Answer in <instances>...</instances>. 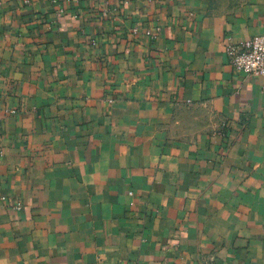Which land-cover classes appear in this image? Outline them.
<instances>
[{"label": "crops", "instance_id": "obj_1", "mask_svg": "<svg viewBox=\"0 0 264 264\" xmlns=\"http://www.w3.org/2000/svg\"><path fill=\"white\" fill-rule=\"evenodd\" d=\"M262 34L264 0H0V264H264V76L226 54Z\"/></svg>", "mask_w": 264, "mask_h": 264}, {"label": "built area", "instance_id": "obj_2", "mask_svg": "<svg viewBox=\"0 0 264 264\" xmlns=\"http://www.w3.org/2000/svg\"><path fill=\"white\" fill-rule=\"evenodd\" d=\"M229 65L249 77L264 76V34L254 36L242 43L231 45L226 50ZM16 110L8 113L14 115ZM20 209L19 206L16 207Z\"/></svg>", "mask_w": 264, "mask_h": 264}]
</instances>
